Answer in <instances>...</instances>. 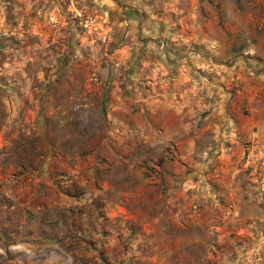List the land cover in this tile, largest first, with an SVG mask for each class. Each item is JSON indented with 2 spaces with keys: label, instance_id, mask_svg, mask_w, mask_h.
Segmentation results:
<instances>
[{
  "label": "rangeland",
  "instance_id": "obj_1",
  "mask_svg": "<svg viewBox=\"0 0 264 264\" xmlns=\"http://www.w3.org/2000/svg\"><path fill=\"white\" fill-rule=\"evenodd\" d=\"M0 264H264V0H0Z\"/></svg>",
  "mask_w": 264,
  "mask_h": 264
}]
</instances>
